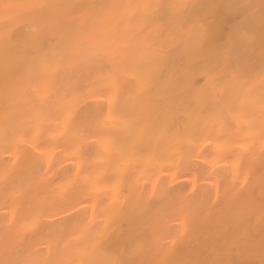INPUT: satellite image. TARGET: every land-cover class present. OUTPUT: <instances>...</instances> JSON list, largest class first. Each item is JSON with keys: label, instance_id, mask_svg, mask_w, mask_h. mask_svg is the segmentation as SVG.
I'll return each instance as SVG.
<instances>
[{"label": "bare ground", "instance_id": "6f19581e", "mask_svg": "<svg viewBox=\"0 0 264 264\" xmlns=\"http://www.w3.org/2000/svg\"><path fill=\"white\" fill-rule=\"evenodd\" d=\"M165 2L204 0H0V175L11 170L7 187L0 180V261L37 259L42 243L58 234L67 236L54 253L58 259H86L88 243L100 239L112 251L138 248L140 258L153 260L151 192L164 181L178 191L195 182L200 192L185 209L190 227L180 241L191 259H238L229 252L234 242L259 244V37L253 46L234 37L245 66L237 71L238 57L219 61L210 88L198 92L206 54L198 51L193 24L160 20L144 7ZM22 4L46 7H9ZM226 40L223 34L219 42ZM51 49L58 51L49 58L54 67L38 86L35 66ZM109 99L112 119L103 107ZM67 113L73 121L65 135L44 137L42 162L31 158L38 155L31 149L27 163L15 161L17 154L24 160L19 150L27 145L17 144L14 134L37 124L47 132ZM125 118L129 124L122 128ZM133 131L138 138L130 141ZM193 135L203 140L195 157L176 147ZM109 138L121 149L134 145V154L106 151L98 141ZM12 210L21 224L43 213L42 234L25 239ZM77 230L79 239L68 235Z\"/></svg>", "mask_w": 264, "mask_h": 264}, {"label": "snow or ice", "instance_id": "6c2138e0", "mask_svg": "<svg viewBox=\"0 0 264 264\" xmlns=\"http://www.w3.org/2000/svg\"><path fill=\"white\" fill-rule=\"evenodd\" d=\"M18 9L29 8H43L45 5H12ZM144 7L155 10L158 13L160 20L171 19L178 25L193 24L194 31L198 36L197 48L201 54L205 55V63L201 68L203 79L196 81L197 84L202 85L198 92L206 91L210 88V82L219 70V61H231L233 57L241 59V64L237 67V71L244 65L243 58L240 57L239 49L233 42V38L239 36L244 44L253 46L256 43L257 35L259 37V44L261 48V66L259 71V78L264 84V0H204L200 4L188 3H161L145 5ZM223 34L227 35V40L220 43V38ZM7 40V37H5ZM58 55L57 49H51L48 53L42 55L35 66L37 71V82H41L44 76L51 72L54 67L55 60L49 63V58H55ZM47 66L46 68L44 66ZM194 77L189 75L188 82L190 83ZM113 98L119 95L118 87H113ZM36 103L43 105L45 101L33 94ZM261 113L264 115V93L260 97ZM107 110L108 119L113 118L112 100L109 99L103 106ZM47 118V117H45ZM73 121V113H67L63 119L62 125L57 122L56 127L50 128L47 132L44 131L41 124L33 126L31 129L14 134V139L17 144L23 143L27 148L19 151L25 152V158L20 160L19 155L15 156V161L18 163H27L29 160L28 149L37 152L38 155L31 157L37 162H42L47 153L40 151L46 147L44 137L46 135H65L69 128V124ZM129 121L125 118L121 127H128ZM260 137L262 144H264V120L260 125ZM137 133L133 131L129 136V140H136ZM7 139V136H6ZM210 139L211 138H207ZM101 143L105 150L120 151L122 155L134 154V145L129 144L125 149H121V144L118 139L109 138L106 143ZM203 144L202 139L196 136H185L178 142L176 147L186 149L188 153L195 157L197 151ZM5 151L12 152L11 147H6ZM264 153V148H262ZM12 164L13 161H9ZM50 163V161H49ZM207 163V161H206ZM162 171L170 172L171 169H163ZM11 170L6 169L3 175H0V180L4 181L5 187L9 182ZM47 173L45 174V177ZM175 178V177H174ZM240 181H245L243 174H241ZM236 184L237 192L242 187L241 182ZM260 183V201L261 209V235L259 244L257 245L253 239H248L243 243L234 242L229 252L234 256L239 257L234 259L217 258L211 261H198L190 258V255L183 252L180 244L181 238L188 231L189 216L185 214V209L192 202L197 200L200 196L195 182L185 186L182 191L176 188H167V181H164L159 188L152 186L151 196L154 197V207L149 209L151 212L153 236L151 239L149 249L155 250L156 258L153 260H144L140 258L142 255L138 248H133L124 252L112 251L105 244L101 243L100 239L90 241L88 243L89 251L85 252L86 259H58L54 253L59 251L60 245L64 243L67 236H53L48 237L38 249L37 259L18 260L7 259L0 261V264H264V175L259 178ZM74 207V206H73ZM65 215H70L67 208L64 209ZM12 220L15 224H21L16 220V211L11 212ZM43 213L37 211L32 215L27 216L22 224L21 229L25 239H32L37 235L42 234V219ZM4 220L9 221V217L5 216ZM173 222L178 224L177 227H171ZM31 233L32 236H29ZM75 239H79V231L69 233ZM67 247V245H65ZM143 247V246H141ZM257 255L259 259H257ZM45 257H52L51 259Z\"/></svg>", "mask_w": 264, "mask_h": 264}]
</instances>
